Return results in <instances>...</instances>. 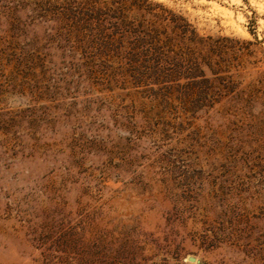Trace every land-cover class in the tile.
I'll use <instances>...</instances> for the list:
<instances>
[{
    "label": "rangeland",
    "instance_id": "1",
    "mask_svg": "<svg viewBox=\"0 0 264 264\" xmlns=\"http://www.w3.org/2000/svg\"><path fill=\"white\" fill-rule=\"evenodd\" d=\"M57 1L0 0V264H264V0H150L211 37L164 101Z\"/></svg>",
    "mask_w": 264,
    "mask_h": 264
},
{
    "label": "trees",
    "instance_id": "2",
    "mask_svg": "<svg viewBox=\"0 0 264 264\" xmlns=\"http://www.w3.org/2000/svg\"><path fill=\"white\" fill-rule=\"evenodd\" d=\"M57 4L58 11L53 13L57 33L65 31L67 39L86 52L96 50L88 65H95V56L103 65L113 59L116 66H108L113 76L130 79L134 87L163 101L179 91L181 76L188 90L208 81L200 59L210 61L211 37L201 36L186 17L164 5L150 0H64ZM213 97L208 92L196 99L191 93L186 95L193 108L196 103L214 101Z\"/></svg>",
    "mask_w": 264,
    "mask_h": 264
},
{
    "label": "water",
    "instance_id": "3",
    "mask_svg": "<svg viewBox=\"0 0 264 264\" xmlns=\"http://www.w3.org/2000/svg\"><path fill=\"white\" fill-rule=\"evenodd\" d=\"M193 261H194V259H193Z\"/></svg>",
    "mask_w": 264,
    "mask_h": 264
}]
</instances>
